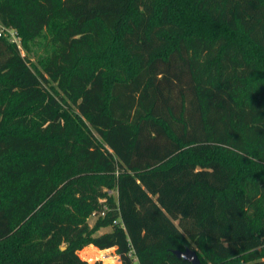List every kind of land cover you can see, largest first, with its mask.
Wrapping results in <instances>:
<instances>
[{
	"label": "trees",
	"instance_id": "16d2710c",
	"mask_svg": "<svg viewBox=\"0 0 264 264\" xmlns=\"http://www.w3.org/2000/svg\"><path fill=\"white\" fill-rule=\"evenodd\" d=\"M0 25L51 46L0 35V264H264V0H0Z\"/></svg>",
	"mask_w": 264,
	"mask_h": 264
},
{
	"label": "rangeland",
	"instance_id": "374dc122",
	"mask_svg": "<svg viewBox=\"0 0 264 264\" xmlns=\"http://www.w3.org/2000/svg\"><path fill=\"white\" fill-rule=\"evenodd\" d=\"M20 49L22 54L28 52L32 61L36 63L38 66H42L43 61H45L51 51V46L49 44V39L47 36H40L36 40H33L29 43V51L24 48L22 42H20ZM174 98H179L176 94ZM112 194L115 198H117L116 190H112ZM98 218V215L90 214L88 217V222L91 226H93ZM111 226L100 228L96 234H102L104 232L110 231ZM65 246V245H64ZM63 247V246H62ZM66 247V246H65ZM81 258L88 260L91 264H93L96 260H100L102 264H121V260L119 255L116 253V248L113 249H100L97 247H92L91 244L83 246L78 250Z\"/></svg>",
	"mask_w": 264,
	"mask_h": 264
},
{
	"label": "water",
	"instance_id": "95a60500",
	"mask_svg": "<svg viewBox=\"0 0 264 264\" xmlns=\"http://www.w3.org/2000/svg\"><path fill=\"white\" fill-rule=\"evenodd\" d=\"M63 249L65 248V246L62 247ZM174 253L180 257V258H184L190 262H192L193 264H201V260L196 252V250L188 248L185 251H180V250H174Z\"/></svg>",
	"mask_w": 264,
	"mask_h": 264
},
{
	"label": "built area",
	"instance_id": "2783aa9c",
	"mask_svg": "<svg viewBox=\"0 0 264 264\" xmlns=\"http://www.w3.org/2000/svg\"><path fill=\"white\" fill-rule=\"evenodd\" d=\"M0 35H7L12 42L17 43L19 47L21 46L20 45V39L17 36L15 29H13L12 27H6L4 25H0ZM110 193H112V191ZM105 209H106V207H105ZM105 209L100 213V215H102V216L105 215ZM94 214L99 216V214L96 212H94ZM115 222H117V220Z\"/></svg>",
	"mask_w": 264,
	"mask_h": 264
},
{
	"label": "crops",
	"instance_id": "0c3cea01",
	"mask_svg": "<svg viewBox=\"0 0 264 264\" xmlns=\"http://www.w3.org/2000/svg\"><path fill=\"white\" fill-rule=\"evenodd\" d=\"M92 245V247H96V246H94L93 244H91ZM113 248H115V247H112V248H108V249H113Z\"/></svg>",
	"mask_w": 264,
	"mask_h": 264
}]
</instances>
